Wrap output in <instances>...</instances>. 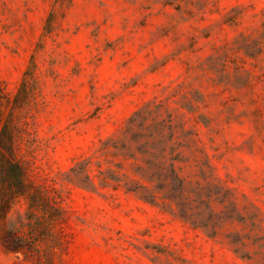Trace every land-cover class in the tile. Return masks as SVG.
Masks as SVG:
<instances>
[{
	"label": "rangeland",
	"instance_id": "rangeland-1",
	"mask_svg": "<svg viewBox=\"0 0 264 264\" xmlns=\"http://www.w3.org/2000/svg\"><path fill=\"white\" fill-rule=\"evenodd\" d=\"M0 139V264H264V0H0Z\"/></svg>",
	"mask_w": 264,
	"mask_h": 264
},
{
	"label": "trees",
	"instance_id": "trees-1",
	"mask_svg": "<svg viewBox=\"0 0 264 264\" xmlns=\"http://www.w3.org/2000/svg\"><path fill=\"white\" fill-rule=\"evenodd\" d=\"M176 178V174L173 171ZM0 181L2 186L0 203V243L7 252L21 253L23 249H33L34 242L30 238L17 237L23 222L14 223L7 220L12 204L26 192L23 168L14 158L12 146L0 139ZM136 190V189H134ZM7 225L9 230L2 228Z\"/></svg>",
	"mask_w": 264,
	"mask_h": 264
}]
</instances>
